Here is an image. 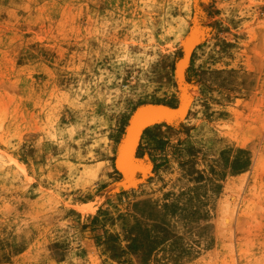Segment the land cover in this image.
<instances>
[{"label": "rangeland", "instance_id": "rangeland-1", "mask_svg": "<svg viewBox=\"0 0 264 264\" xmlns=\"http://www.w3.org/2000/svg\"><path fill=\"white\" fill-rule=\"evenodd\" d=\"M0 264H264V0H0Z\"/></svg>", "mask_w": 264, "mask_h": 264}, {"label": "bare ground", "instance_id": "bare-ground-1", "mask_svg": "<svg viewBox=\"0 0 264 264\" xmlns=\"http://www.w3.org/2000/svg\"><path fill=\"white\" fill-rule=\"evenodd\" d=\"M196 34L195 35L192 34L190 36L191 38L188 37V38H186V40H184L186 43L185 44V51L183 53V56L177 62V65H178L177 73H178V75H181L183 73V71L185 70V68L188 64L189 55H190V51L192 49V43H193L192 39L195 38ZM151 114L152 113L150 111V108H147V107H143V108L140 107L139 109H137L135 111V113L132 115V117L130 119V122L128 124V128L125 132V136H124V138L121 142V145L119 147V151L117 153V157H116V161H115L116 166L125 175H128L129 177H133V175L136 172H142V171L146 170L145 168H147L146 163L144 165H142V164L139 165L137 163L135 164L133 159H134V152H135V149H136V146L138 143V139H139L140 134L142 132V129L146 126L152 127L155 125V122L158 123V121L162 120V119H157V120L153 119L151 117ZM167 115L171 116L172 110H170V109L167 110Z\"/></svg>", "mask_w": 264, "mask_h": 264}, {"label": "water", "instance_id": "water-1", "mask_svg": "<svg viewBox=\"0 0 264 264\" xmlns=\"http://www.w3.org/2000/svg\"><path fill=\"white\" fill-rule=\"evenodd\" d=\"M142 108L143 107H147V108H150V111H151V117L155 120L157 119H164V120H167V119H171L173 117H175L177 114H179V111H177V113L169 116L167 115V110H176L174 108H171V107H168V106H165V105H152V104H147V105H143L141 106Z\"/></svg>", "mask_w": 264, "mask_h": 264}, {"label": "trees", "instance_id": "trees-1", "mask_svg": "<svg viewBox=\"0 0 264 264\" xmlns=\"http://www.w3.org/2000/svg\"><path fill=\"white\" fill-rule=\"evenodd\" d=\"M147 131H148V129H147Z\"/></svg>", "mask_w": 264, "mask_h": 264}]
</instances>
